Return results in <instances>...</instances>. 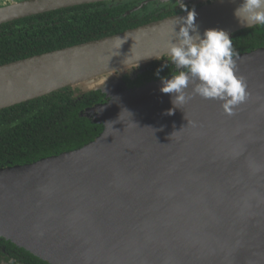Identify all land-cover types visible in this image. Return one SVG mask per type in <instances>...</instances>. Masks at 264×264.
<instances>
[{"label": "water", "instance_id": "1", "mask_svg": "<svg viewBox=\"0 0 264 264\" xmlns=\"http://www.w3.org/2000/svg\"><path fill=\"white\" fill-rule=\"evenodd\" d=\"M109 1L14 2L0 25ZM194 2L201 35L256 26L234 16L240 0ZM186 15L0 66V111L114 77L80 114L103 126L94 141L0 168V239L47 264H264V48L234 57L246 99L231 112L199 96L174 108L161 80H122L168 57Z\"/></svg>", "mask_w": 264, "mask_h": 264}, {"label": "trees", "instance_id": "2", "mask_svg": "<svg viewBox=\"0 0 264 264\" xmlns=\"http://www.w3.org/2000/svg\"><path fill=\"white\" fill-rule=\"evenodd\" d=\"M141 1L116 0L82 5L2 24L0 66L122 33L179 13L174 10L155 16L159 9H151L153 4L145 6L140 13H130ZM261 27L231 35L232 41L239 42L234 47L236 52H249L264 46ZM166 59L147 62L144 64L146 70L135 77L122 75L123 82L128 88H134L171 77L172 67ZM164 63L169 67L157 76V70ZM105 102L101 91L83 92L82 87L75 86L1 110L0 168L31 164L94 141L103 126L80 114ZM0 246L16 259L12 264H47L10 241L0 239Z\"/></svg>", "mask_w": 264, "mask_h": 264}, {"label": "clouds", "instance_id": "3", "mask_svg": "<svg viewBox=\"0 0 264 264\" xmlns=\"http://www.w3.org/2000/svg\"><path fill=\"white\" fill-rule=\"evenodd\" d=\"M181 18L175 42L167 56L177 72L161 78V93L170 94L174 108H180L195 96L221 103L225 111L246 99V84L237 77L234 57L238 55L232 39L223 30L208 29L201 35L195 24V11ZM234 16L244 27L264 25V0H240ZM164 63L156 75L168 68ZM191 89V91H189ZM168 115L172 114L169 110Z\"/></svg>", "mask_w": 264, "mask_h": 264}, {"label": "flooded vegetation", "instance_id": "4", "mask_svg": "<svg viewBox=\"0 0 264 264\" xmlns=\"http://www.w3.org/2000/svg\"><path fill=\"white\" fill-rule=\"evenodd\" d=\"M20 1H24V0H18L16 2H20ZM151 4H153V6H152L153 8L151 7V9H157V10L159 9L158 12H155L154 13L155 16H158L159 13L160 14H164L167 11H170L171 12V11H174V10H177L179 12L177 14H180V11L182 12L183 10H186V9L187 10H191V9H194V8L197 7V5L195 4L194 0H170V1H165V2H161L159 0H143V1L139 2V3H137V5L134 8V9H136V8H140V9H138L137 11H134L133 13H140L145 6H149ZM199 5H201V4H199ZM134 9H132V10H134ZM261 26H264V25H256V26H254L252 28L259 29L258 27H261ZM261 28L263 30L262 32L264 33V27H261ZM232 42H233V47H235L237 45V43H239L238 41H235L234 42V40ZM261 48H264V46L257 47L256 49H252V51H255V50L261 49ZM252 51H249V52L243 51L241 53H238L237 52L238 53L237 56H240V55L245 54V53H250ZM167 59H168V57H167ZM167 59H166V61H167ZM167 62L172 67V74L171 75H174L177 72V70L175 69L174 65L171 64L170 61H167ZM144 70H146V67H144L139 72L142 73ZM136 74H138V73H136ZM136 74H134L133 77H135ZM13 261H16V259L14 257L11 258V254H7V249L5 247H3V246H0V264H12Z\"/></svg>", "mask_w": 264, "mask_h": 264}, {"label": "rangeland", "instance_id": "5", "mask_svg": "<svg viewBox=\"0 0 264 264\" xmlns=\"http://www.w3.org/2000/svg\"><path fill=\"white\" fill-rule=\"evenodd\" d=\"M16 1H18V0H0V8L5 7V6H7L11 3H14ZM167 61H170L169 57H168ZM142 67L144 68L145 65H141V66L136 67V68H130V69L123 70L121 72V75L128 74L131 77H133L134 74L138 73L139 71H141L143 69ZM113 80H114V77L112 75H107V76L102 77V79L98 83H95L92 87H83L82 86V90H83V92H89V91H91L92 88L96 89V88L100 87L101 85L107 84Z\"/></svg>", "mask_w": 264, "mask_h": 264}]
</instances>
